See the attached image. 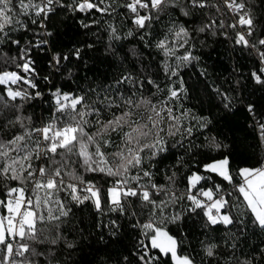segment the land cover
Here are the masks:
<instances>
[{
  "label": "snow or ice",
  "instance_id": "obj_1",
  "mask_svg": "<svg viewBox=\"0 0 264 264\" xmlns=\"http://www.w3.org/2000/svg\"><path fill=\"white\" fill-rule=\"evenodd\" d=\"M57 7L101 15L119 14L117 8H122L146 47L153 46L147 37L154 24L168 17L167 31L154 45L164 58V82L129 73L115 81L114 88H90L76 94L56 87L51 92L49 119L41 117L37 124L33 115L25 114L29 102L43 95L36 90L39 72L31 53L33 48H50V41L28 40L22 47L13 33L38 26L43 32L34 35L51 37L45 21ZM202 15L204 20L190 29L189 24ZM98 22L94 19L92 24ZM81 25L91 27L83 21ZM108 27L114 39H121L113 25ZM228 29L234 32L235 46L257 56L260 67L251 76L256 84L264 85V35H257L248 0H123L122 4L116 0H0V46L19 49L16 56L0 52V264H55V246L63 243L67 249L75 248L64 237V220L74 207L86 204L99 216L128 217L132 229H139L142 238L130 253L135 264H165L163 258H170L171 264H195L192 256L180 252L184 241L169 230V225L181 224L189 214H202L205 228L247 227L250 221L264 232V164L240 168L236 183L229 155L219 159L208 155L226 145L215 136L195 142L198 134L210 131L212 120L184 107L188 90L182 78L178 86L173 80L180 65L199 59L186 47L197 34L229 38ZM259 31L264 33V28ZM133 35L129 30L127 36ZM180 49L184 53L177 55ZM48 55L51 70L62 73L65 62L81 58V49ZM172 58L175 66L169 62ZM213 91L230 110L231 97L218 88ZM247 110L255 115L254 105L249 104ZM256 123L264 141V122ZM196 149L205 150L208 162L182 175L180 170L188 167L186 156L201 154ZM169 159L172 162L164 164ZM89 174L107 178L108 186L88 178ZM222 182L231 189L226 191ZM180 183L185 184L183 191ZM233 209L239 216L232 214ZM98 227H110L116 236L120 225L113 219ZM216 248V243L205 244L204 254L215 257ZM123 264L134 262L126 255ZM237 264H252V259H238Z\"/></svg>",
  "mask_w": 264,
  "mask_h": 264
},
{
  "label": "trees",
  "instance_id": "obj_2",
  "mask_svg": "<svg viewBox=\"0 0 264 264\" xmlns=\"http://www.w3.org/2000/svg\"><path fill=\"white\" fill-rule=\"evenodd\" d=\"M65 2L70 3L71 0ZM116 2L122 4L123 0ZM248 3L252 5L258 26L257 35H264L259 31L264 28V0H248ZM211 11L215 13V9ZM117 12L119 14L113 15L73 13L57 7L45 21L47 31L52 33L51 37L34 35L43 32L38 26H31L30 32L13 33L14 38L21 40L22 47L28 40L44 38L50 41V48L45 46L43 51L33 48L31 53L39 72L36 90L43 95L29 102L25 114L33 115L37 124L41 117L45 121L49 119L53 110L51 92L56 87L64 92L76 94H80L81 91L88 92L90 88L98 90L114 88L115 81L129 73L151 75L158 82H164V74L161 70V61L164 58L154 45L167 31L166 26L170 23V19L164 17L159 23L154 24L150 30L151 35L147 37L153 46L146 47L145 41L140 40V33L131 23V19H125L124 10L117 8ZM204 18L203 15L200 16L195 23L189 24V28L198 26ZM94 19L99 22L92 24ZM82 21L91 24V27H82ZM109 24L117 29L121 39L116 40L110 35ZM129 30L134 32L133 36H127ZM227 31L229 38L210 33L197 34V38L190 41L186 47H190L192 55L199 59L180 65L178 76L173 77V80L178 86L182 78L188 90L187 98L182 100L184 107L196 115L208 116L212 120V124L209 125L210 131L205 130L204 135L198 134L195 142L199 144L204 141L205 136H215L218 141L226 145L220 151H213L208 155L217 159L229 155L231 169L237 176L236 183H238L240 168H254L264 161V141L259 136L256 123L257 120L264 122V85L256 84L251 76L252 71L260 67L255 53L235 46L233 30ZM192 44L194 47H191ZM76 48L81 49L79 60L73 58L65 62L66 67L62 69V73L51 70L48 66L50 51L70 54ZM0 52L16 56L19 54V49L5 44L0 46ZM183 53L184 49H180L177 55ZM169 62L173 66L177 63L174 58ZM201 72L205 75H201ZM44 76H48L49 81H45ZM214 88L231 97L230 110L223 107L221 99L213 91ZM91 95L94 98L95 93ZM249 104L254 105L255 115L248 112ZM176 151L183 153L184 150ZM195 151L201 154L186 156L188 167L180 170L182 175L185 171L202 169L203 164L208 162L207 157L203 155L204 149ZM171 162L172 160L169 159L164 164ZM164 164L160 167H164ZM88 178L105 188L108 186L107 178L92 174H89ZM215 179L221 182L218 177ZM222 183L226 191L231 189V185H227V182ZM184 186V183H180L179 189L183 191ZM232 214L239 216V212L235 209ZM113 219L120 225L116 236L111 235L110 227H98L101 224L107 225ZM244 219L247 221L246 217ZM169 230L172 235L184 241L180 252L192 256L195 264H237L238 259L244 258L252 259V264H264V252H262L264 232L254 228L250 221H247V227L237 225L225 229L223 225H218L214 228H205L202 214L201 216L189 214L181 224L169 225ZM62 231L69 242L75 243V248L67 249L63 243L55 246V264H123V257L126 255L135 264V257L130 253L137 241L142 238L139 229H132L128 217H121L118 213L99 216L90 204L74 207L73 214L64 220ZM101 236L104 237L103 240ZM208 243L217 244L215 257H207L204 254L203 247ZM233 244L237 246L235 249L232 247ZM163 259L165 264H171L170 258Z\"/></svg>",
  "mask_w": 264,
  "mask_h": 264
},
{
  "label": "built area",
  "instance_id": "obj_3",
  "mask_svg": "<svg viewBox=\"0 0 264 264\" xmlns=\"http://www.w3.org/2000/svg\"><path fill=\"white\" fill-rule=\"evenodd\" d=\"M264 78V77H263ZM262 164H264V161L259 165V166H261ZM259 166H257V167H259ZM240 181H238V183H239Z\"/></svg>",
  "mask_w": 264,
  "mask_h": 264
}]
</instances>
